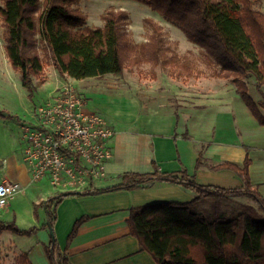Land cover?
<instances>
[{
	"label": "trees",
	"instance_id": "trees-1",
	"mask_svg": "<svg viewBox=\"0 0 264 264\" xmlns=\"http://www.w3.org/2000/svg\"><path fill=\"white\" fill-rule=\"evenodd\" d=\"M0 16L6 29L5 50L13 68L20 71L23 86L32 97L37 84L44 82L45 66L40 54L30 52L32 36L37 32L47 44L54 66L62 75L75 79L121 75L126 61L138 65L144 61L167 64L160 45L162 26L148 21L153 33L140 48L141 56L129 57L123 22L124 10L110 9L102 27H86L85 15L70 7L75 0H44L42 11L36 15L41 0H3ZM148 5L166 20L178 25L193 42L210 46L216 43L224 52L230 70L219 71L218 77L233 78L238 92L257 120L264 125L261 106L249 92L246 78L254 76L264 86V12L254 8V0H137ZM136 48V47H135ZM248 149V147H247ZM202 151L198 164H202ZM252 160L247 154L242 164L230 160L211 166L212 169H232L243 178L240 187L201 184L187 169L174 172H126L123 182L103 191L132 189L153 180L179 184L196 194L189 202L161 201L133 206L128 223L144 250L157 264H264V196L253 185L250 175ZM61 192L48 200L47 208L55 200L77 194ZM214 198L211 211L196 209L205 198ZM234 197L251 198L256 205L242 203L235 216H226L220 202ZM55 212L48 211L51 241L45 245L50 264H72L61 249L54 231ZM85 217L76 221L69 236L78 231ZM0 228L20 234H30L36 227L20 229L15 221L0 223ZM23 257L27 258L26 255ZM31 264V263H29Z\"/></svg>",
	"mask_w": 264,
	"mask_h": 264
},
{
	"label": "crops",
	"instance_id": "crops-1",
	"mask_svg": "<svg viewBox=\"0 0 264 264\" xmlns=\"http://www.w3.org/2000/svg\"><path fill=\"white\" fill-rule=\"evenodd\" d=\"M56 71L61 85L68 81L75 84L85 99L86 111H99L115 129L111 140L113 155L106 163L103 178L87 179L67 187L50 183L61 191L78 192L55 200L57 240L72 264H157L131 234L130 209L196 198L193 191L161 180L132 189L95 193L122 183L126 172L187 169L201 184L240 187L244 181L239 173L227 168L215 170L211 166L227 160L242 164L249 154L252 183L264 196V169L256 168L252 153L254 148L264 149V125L234 86L221 82L216 90L189 92L184 101L169 106L156 100L144 101L132 91L108 82L111 74L75 79ZM201 151L202 164L197 166ZM23 157L19 146L11 153H0V183L18 182L22 186L9 196L5 206H0V223H10L14 218L20 229L27 230L39 224L33 216V206L39 199L35 201L31 195L41 181L32 180ZM20 196L27 204L24 209L16 201ZM243 198L233 199L243 201ZM12 206L14 212L5 217ZM22 210L27 216L23 217ZM83 217L85 221L70 239L76 221ZM50 241L51 234L44 226L30 234L0 228V257L13 252L26 255L28 264H50L45 251Z\"/></svg>",
	"mask_w": 264,
	"mask_h": 264
},
{
	"label": "rangeland",
	"instance_id": "rangeland-1",
	"mask_svg": "<svg viewBox=\"0 0 264 264\" xmlns=\"http://www.w3.org/2000/svg\"><path fill=\"white\" fill-rule=\"evenodd\" d=\"M43 1L41 0L40 4L33 8L36 15L44 8ZM2 4L4 1L0 0V5ZM70 7L78 9L86 17V23L79 27L80 29L102 27L108 10H124L127 18L122 28L130 58L135 55L141 56L140 48L148 43L153 33V27L148 19L151 18L162 26L160 45L163 59L168 61L167 64L144 61L138 65H131L130 59H127L123 74H111L108 77V82L132 91L144 101L151 99L158 101L157 103L176 106L184 101L183 97L189 95V92L216 90V85L221 82H227V86L237 88L232 77L225 79L216 75L219 71L232 69L224 52L216 43L211 42L210 46H203L193 42L181 27L166 20L144 3L137 0H75L70 3ZM254 8L264 12V0H254ZM6 34L0 16V153L3 151L11 153L16 146H19L23 157L25 142L22 138L21 124L36 122L35 107L46 101L62 82L57 78L59 74L47 44L36 32L32 36L33 44L29 51L41 55L45 66V81L42 82L39 78H35L37 89L31 97L22 84L20 71L13 68L6 54ZM246 81L253 98L259 104H264V86L260 85L254 76H249ZM261 110L264 113V106H261ZM252 153L255 157L256 168L261 171L264 169V149L254 148ZM36 186L35 192L33 191L31 195L33 200L38 201L39 199V202L33 206V216L39 222L37 226L35 225L36 230L37 227L39 229L44 226L45 230L51 234L48 211L55 212L56 204L48 209V200L65 191L54 188L48 178L37 183ZM16 201L20 203L22 209L27 207V204L21 200V196ZM214 202V198L208 197L200 200L195 207L201 211L205 208L211 211ZM242 203L256 205L248 197L243 198V201L230 198L222 200L220 208L224 215L231 217L241 211ZM12 209H14L13 206L8 207V214L5 217H9V214L14 212ZM21 213H24L23 217L26 214L25 210ZM13 221H15L14 218L10 220V222ZM0 264H28V262L23 254L10 252L0 257Z\"/></svg>",
	"mask_w": 264,
	"mask_h": 264
},
{
	"label": "built area",
	"instance_id": "built-area-1",
	"mask_svg": "<svg viewBox=\"0 0 264 264\" xmlns=\"http://www.w3.org/2000/svg\"><path fill=\"white\" fill-rule=\"evenodd\" d=\"M85 99L73 82H66L35 107L36 122H23L24 160L32 180L48 178L55 187L101 179L113 155L114 127L99 111H86ZM22 186L0 183V206Z\"/></svg>",
	"mask_w": 264,
	"mask_h": 264
}]
</instances>
